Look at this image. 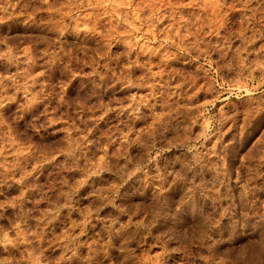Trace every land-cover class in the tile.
Segmentation results:
<instances>
[{
  "label": "rangeland",
  "instance_id": "1",
  "mask_svg": "<svg viewBox=\"0 0 264 264\" xmlns=\"http://www.w3.org/2000/svg\"><path fill=\"white\" fill-rule=\"evenodd\" d=\"M0 264H264V0H0Z\"/></svg>",
  "mask_w": 264,
  "mask_h": 264
},
{
  "label": "bare ground",
  "instance_id": "2",
  "mask_svg": "<svg viewBox=\"0 0 264 264\" xmlns=\"http://www.w3.org/2000/svg\"><path fill=\"white\" fill-rule=\"evenodd\" d=\"M126 69V68H125ZM130 71L131 72H137V71H141V70H143V65H137V64H133L130 68ZM145 69V68H144ZM120 78V76H118V79ZM135 80H133V81H129V85L126 87L127 89H132V87L135 89H141L142 88V84L140 83V82H138V83H135L134 82ZM137 82V81H136ZM154 87L156 88V86L154 85L153 86V89H154ZM125 88V89H126ZM125 92H126V90H125ZM128 110V109H127ZM113 118V117H112ZM101 128V127H100ZM99 128V129H100ZM98 129V128H97ZM101 131V130H100Z\"/></svg>",
  "mask_w": 264,
  "mask_h": 264
}]
</instances>
